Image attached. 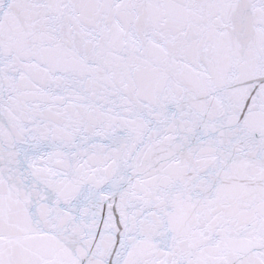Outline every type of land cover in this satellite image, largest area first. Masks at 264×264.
<instances>
[{
    "label": "snow or ice",
    "instance_id": "snow-or-ice-1",
    "mask_svg": "<svg viewBox=\"0 0 264 264\" xmlns=\"http://www.w3.org/2000/svg\"><path fill=\"white\" fill-rule=\"evenodd\" d=\"M0 264H264V0H0Z\"/></svg>",
    "mask_w": 264,
    "mask_h": 264
}]
</instances>
